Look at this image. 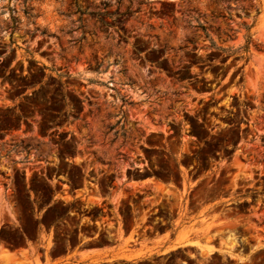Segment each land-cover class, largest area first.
Returning <instances> with one entry per match:
<instances>
[{
  "label": "rangeland",
  "instance_id": "obj_1",
  "mask_svg": "<svg viewBox=\"0 0 264 264\" xmlns=\"http://www.w3.org/2000/svg\"><path fill=\"white\" fill-rule=\"evenodd\" d=\"M0 221V264H264V0H0Z\"/></svg>",
  "mask_w": 264,
  "mask_h": 264
},
{
  "label": "crops",
  "instance_id": "obj_2",
  "mask_svg": "<svg viewBox=\"0 0 264 264\" xmlns=\"http://www.w3.org/2000/svg\"><path fill=\"white\" fill-rule=\"evenodd\" d=\"M77 197V195H75ZM63 200H66L64 197ZM2 221H0V227H1ZM124 240L122 239H115V241L107 246H101V247H95V246H83L82 244H78L73 249L69 250L59 263H64L69 261L71 258L76 257L77 259H81L84 257L89 258L91 262L93 261H119V260H126L130 257L125 256L123 254H129L133 255L134 257H131L132 260L135 259H142L147 258L153 255H159L161 253H164L167 250H171L174 247L179 246L178 236L177 234H173L170 237H166L163 240L160 239L158 236H153L147 240L146 245L141 246V238L138 239H131L129 244L130 248L129 250H123L124 248ZM6 247H0V257H4V253L8 252L9 257L12 255L14 257H20L24 249L23 246H18L12 249H8V251L5 249ZM30 252V250H29ZM52 264H54V261H52Z\"/></svg>",
  "mask_w": 264,
  "mask_h": 264
},
{
  "label": "bare ground",
  "instance_id": "obj_3",
  "mask_svg": "<svg viewBox=\"0 0 264 264\" xmlns=\"http://www.w3.org/2000/svg\"><path fill=\"white\" fill-rule=\"evenodd\" d=\"M9 256H10V255H9L8 252L4 253V257H9Z\"/></svg>",
  "mask_w": 264,
  "mask_h": 264
}]
</instances>
